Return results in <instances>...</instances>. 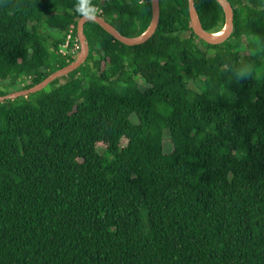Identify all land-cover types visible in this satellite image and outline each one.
I'll use <instances>...</instances> for the list:
<instances>
[{"label":"trees","instance_id":"16d2710c","mask_svg":"<svg viewBox=\"0 0 264 264\" xmlns=\"http://www.w3.org/2000/svg\"><path fill=\"white\" fill-rule=\"evenodd\" d=\"M229 1L217 45L189 0L134 46L89 20L81 67L0 102V264H264V0ZM77 2L0 0V95L79 57ZM91 3L127 37L152 24L153 0Z\"/></svg>","mask_w":264,"mask_h":264},{"label":"water","instance_id":"95a60500","mask_svg":"<svg viewBox=\"0 0 264 264\" xmlns=\"http://www.w3.org/2000/svg\"><path fill=\"white\" fill-rule=\"evenodd\" d=\"M218 1L223 6L226 12V16H227V24L223 30L224 34L221 37H217L216 33H210L207 30H205L201 22L199 12L196 7V1L189 0L190 16H191L192 25H193L195 33L201 39L213 45L221 44L224 41H226L233 34L234 29H235V12H234L233 5L231 4L229 0H218ZM160 18H161L160 0H153L152 24L142 36L136 37V38L125 36L113 24H111L105 18H103L102 16L98 14L95 15L91 19L85 20L82 18L78 25V37L82 45L81 53L79 57L70 65L51 74L49 77L44 79L41 83L35 85L32 88L15 91L8 95H0V102L6 101L8 99H16L22 96H28L30 94L42 91L43 89L48 87L52 82H54L56 79L62 76L68 75L69 73L81 67L87 61L90 55V45H89V42L87 40V36L85 33V25L89 20H94L98 22L104 29H106L111 35H113L120 42L126 45H129V46H134V45L145 43L155 34V32L157 31L159 27Z\"/></svg>","mask_w":264,"mask_h":264},{"label":"clouds","instance_id":"9594fccd","mask_svg":"<svg viewBox=\"0 0 264 264\" xmlns=\"http://www.w3.org/2000/svg\"><path fill=\"white\" fill-rule=\"evenodd\" d=\"M75 11L85 20L93 18L99 9L91 3V0H78Z\"/></svg>","mask_w":264,"mask_h":264},{"label":"built area","instance_id":"2783aa9c","mask_svg":"<svg viewBox=\"0 0 264 264\" xmlns=\"http://www.w3.org/2000/svg\"><path fill=\"white\" fill-rule=\"evenodd\" d=\"M98 9H99V12H98V14H101L102 13V10L99 8V7H97ZM72 33H73V30H71L70 31V34L68 35V39H67V43L63 46V48H62V52L66 55V53H67V49L69 48V46H70V41H71V39H72ZM77 48L78 49H80L81 48V42H80V40H79V43H78V45H77ZM76 51L77 50H74V53H76Z\"/></svg>","mask_w":264,"mask_h":264},{"label":"rangeland","instance_id":"374dc122","mask_svg":"<svg viewBox=\"0 0 264 264\" xmlns=\"http://www.w3.org/2000/svg\"><path fill=\"white\" fill-rule=\"evenodd\" d=\"M223 31H221V32H218V33H216V34H220V33H222ZM81 47H82V45H81ZM244 56V55H243ZM142 83V82H141ZM168 148L166 149V150H168L169 151V148H170V144H167L166 145Z\"/></svg>","mask_w":264,"mask_h":264},{"label":"bare ground","instance_id":"6f19581e","mask_svg":"<svg viewBox=\"0 0 264 264\" xmlns=\"http://www.w3.org/2000/svg\"><path fill=\"white\" fill-rule=\"evenodd\" d=\"M224 34V31L220 34H216L217 37H221Z\"/></svg>","mask_w":264,"mask_h":264}]
</instances>
